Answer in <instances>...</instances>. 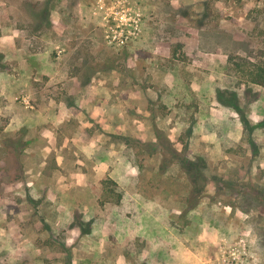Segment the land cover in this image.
<instances>
[{
  "label": "rangeland",
  "instance_id": "1",
  "mask_svg": "<svg viewBox=\"0 0 264 264\" xmlns=\"http://www.w3.org/2000/svg\"><path fill=\"white\" fill-rule=\"evenodd\" d=\"M130 1L0 0V264H264V0Z\"/></svg>",
  "mask_w": 264,
  "mask_h": 264
},
{
  "label": "built area",
  "instance_id": "2",
  "mask_svg": "<svg viewBox=\"0 0 264 264\" xmlns=\"http://www.w3.org/2000/svg\"><path fill=\"white\" fill-rule=\"evenodd\" d=\"M103 37L107 44L125 47L138 40L144 31V13L130 0H95Z\"/></svg>",
  "mask_w": 264,
  "mask_h": 264
},
{
  "label": "trees",
  "instance_id": "3",
  "mask_svg": "<svg viewBox=\"0 0 264 264\" xmlns=\"http://www.w3.org/2000/svg\"><path fill=\"white\" fill-rule=\"evenodd\" d=\"M46 8L47 9L45 11H47L49 9L48 6H46ZM250 75H251V82L252 83H254L258 86L264 87V64L256 66L255 69L252 70ZM199 164H201V163L196 162V163H191L188 166H186L187 167V174L189 177L192 178L191 184H192V188H194V189L196 187L197 178L194 176L193 172L195 170L198 171L199 169L195 168V170H194L193 167L197 166ZM203 167H205V166H203Z\"/></svg>",
  "mask_w": 264,
  "mask_h": 264
}]
</instances>
